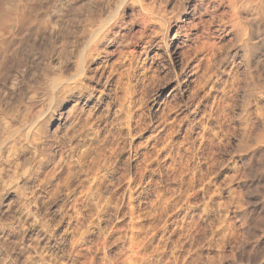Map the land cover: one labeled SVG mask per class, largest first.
Returning a JSON list of instances; mask_svg holds the SVG:
<instances>
[{
  "label": "clouds",
  "instance_id": "9594fccd",
  "mask_svg": "<svg viewBox=\"0 0 264 264\" xmlns=\"http://www.w3.org/2000/svg\"><path fill=\"white\" fill-rule=\"evenodd\" d=\"M0 264H264V0H0Z\"/></svg>",
  "mask_w": 264,
  "mask_h": 264
},
{
  "label": "rangeland",
  "instance_id": "374dc122",
  "mask_svg": "<svg viewBox=\"0 0 264 264\" xmlns=\"http://www.w3.org/2000/svg\"><path fill=\"white\" fill-rule=\"evenodd\" d=\"M197 87V85L195 83L192 84V88L193 90H195ZM167 95V91L166 90H162L161 91V94H160V98H159V101H164L165 100V97ZM164 112V109H161V114H163ZM130 126H133L130 124ZM181 131H183V129H181ZM172 134H177L176 130H172ZM151 133H150V129L148 128H144L142 130V133L140 136H137L136 139L134 140V144L136 145H139L140 146V151L141 152H144V144L146 142H149V137H150ZM146 155H151V153H146ZM117 179H119L118 177L117 178H114V181L115 182ZM118 192L120 193V195L123 194V187L121 186L119 189H118ZM121 212L127 217L129 214L132 216V217H135L137 216L139 213H138V210H137V207H136V204L134 203L131 207H128V208H122L121 209ZM126 225H125V222L124 220H121L119 223L117 224H114L113 225V231H115L116 228H125ZM111 239V237H108L104 240V244H107L108 243V240Z\"/></svg>",
  "mask_w": 264,
  "mask_h": 264
}]
</instances>
